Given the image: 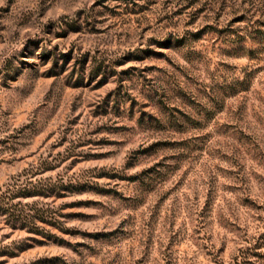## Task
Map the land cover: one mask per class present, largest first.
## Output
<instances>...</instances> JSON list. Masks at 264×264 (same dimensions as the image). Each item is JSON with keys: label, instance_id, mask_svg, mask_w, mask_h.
<instances>
[{"label": "rangeland", "instance_id": "obj_1", "mask_svg": "<svg viewBox=\"0 0 264 264\" xmlns=\"http://www.w3.org/2000/svg\"><path fill=\"white\" fill-rule=\"evenodd\" d=\"M256 29L264 0H0V264H264Z\"/></svg>", "mask_w": 264, "mask_h": 264}, {"label": "trees", "instance_id": "obj_2", "mask_svg": "<svg viewBox=\"0 0 264 264\" xmlns=\"http://www.w3.org/2000/svg\"><path fill=\"white\" fill-rule=\"evenodd\" d=\"M251 33H254L253 35H262L264 36V30H261V29H256V30H253ZM249 37H253L252 35H249Z\"/></svg>", "mask_w": 264, "mask_h": 264}]
</instances>
